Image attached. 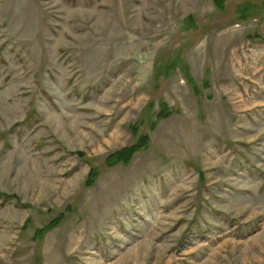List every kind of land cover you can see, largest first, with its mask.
I'll return each instance as SVG.
<instances>
[{
    "label": "rangeland",
    "instance_id": "obj_1",
    "mask_svg": "<svg viewBox=\"0 0 264 264\" xmlns=\"http://www.w3.org/2000/svg\"><path fill=\"white\" fill-rule=\"evenodd\" d=\"M0 194V264H264V0H0Z\"/></svg>",
    "mask_w": 264,
    "mask_h": 264
},
{
    "label": "trees",
    "instance_id": "obj_2",
    "mask_svg": "<svg viewBox=\"0 0 264 264\" xmlns=\"http://www.w3.org/2000/svg\"><path fill=\"white\" fill-rule=\"evenodd\" d=\"M159 116H160L159 118L161 119V118L168 117L169 114H162V115L160 114ZM143 138L144 139L140 140L139 142L135 143L134 145L127 147V148H123L121 151L111 155L106 160L107 165L108 166H115L117 164H124V165L128 164L131 161L133 155H135L137 152H139L140 150H142L143 148H145L147 146V144H148L147 138L146 137H143ZM92 183H90V185ZM1 195L2 194H0V196ZM3 197H5V196H3ZM58 223H60V221H58L55 224H53V223L49 224V227L43 229L40 233H43L47 230H50L51 228L57 226Z\"/></svg>",
    "mask_w": 264,
    "mask_h": 264
}]
</instances>
